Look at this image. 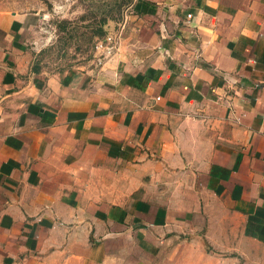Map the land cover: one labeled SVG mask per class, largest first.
<instances>
[{"label": "crops", "instance_id": "1", "mask_svg": "<svg viewBox=\"0 0 264 264\" xmlns=\"http://www.w3.org/2000/svg\"><path fill=\"white\" fill-rule=\"evenodd\" d=\"M105 18L54 72L0 11V264H264V0Z\"/></svg>", "mask_w": 264, "mask_h": 264}, {"label": "rangeland", "instance_id": "2", "mask_svg": "<svg viewBox=\"0 0 264 264\" xmlns=\"http://www.w3.org/2000/svg\"><path fill=\"white\" fill-rule=\"evenodd\" d=\"M135 0H0V11H14L41 17L29 41L37 63L48 70L93 66L96 40L84 42L90 35L85 28L93 17L108 15L112 9L125 14ZM86 32L84 35L83 33Z\"/></svg>", "mask_w": 264, "mask_h": 264}, {"label": "trees", "instance_id": "3", "mask_svg": "<svg viewBox=\"0 0 264 264\" xmlns=\"http://www.w3.org/2000/svg\"><path fill=\"white\" fill-rule=\"evenodd\" d=\"M107 23V19L106 18H101V17H93V21L91 22V24H89L88 26H86L85 28H90L92 31H90V35L87 38V40H85L84 42L86 43H91L93 41L94 37H99L103 34L104 32V27ZM86 32L83 33V35ZM87 34V33H86Z\"/></svg>", "mask_w": 264, "mask_h": 264}]
</instances>
